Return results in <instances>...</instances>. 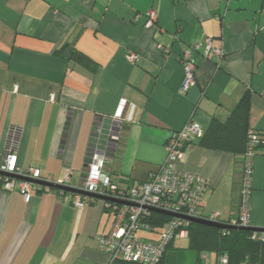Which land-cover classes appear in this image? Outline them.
Masks as SVG:
<instances>
[{"label": "crops", "instance_id": "1", "mask_svg": "<svg viewBox=\"0 0 264 264\" xmlns=\"http://www.w3.org/2000/svg\"><path fill=\"white\" fill-rule=\"evenodd\" d=\"M150 10L156 22L145 27ZM206 37L222 64L194 53L195 85L182 94L181 53ZM72 47L94 72L69 60ZM246 92L250 125L264 131V0H0V155L14 140L17 165L40 169L42 185L71 170L76 190L93 154L107 172L144 180L189 119L226 121ZM175 168L206 180L202 217L234 216L240 153L195 142ZM47 187L27 201L0 187V264H108L96 241L113 221L103 200L76 208L72 191ZM250 207L249 227L264 229V150L253 159ZM186 240L172 241L165 264H217L213 252L185 250Z\"/></svg>", "mask_w": 264, "mask_h": 264}, {"label": "built area", "instance_id": "2", "mask_svg": "<svg viewBox=\"0 0 264 264\" xmlns=\"http://www.w3.org/2000/svg\"><path fill=\"white\" fill-rule=\"evenodd\" d=\"M145 27H152L156 22V13L150 10L145 15ZM201 52L203 58L214 60L220 67L224 51L213 46L209 37L202 43H194L182 51L180 62L183 69V80L180 91L185 94L195 85L194 71L196 61L194 53ZM131 61L136 60L135 54H129ZM53 97V96H52ZM125 101L121 102L117 117L122 116ZM204 133V128L195 120L189 119L178 131L174 132L165 144V158L155 172L148 175L143 182H133L131 185L117 184L105 170L103 155L93 154L86 163L77 190L102 197L104 209L113 214L111 229L104 235L97 236V247L109 255V261L123 260L143 264H156L167 245L174 239L188 237V221L178 216H170L164 222L156 238L144 239L142 232H154L147 221L150 212L160 211L188 217H201L210 221L220 222L219 214L213 213L209 218L200 215L204 196L208 190L206 180L199 174L178 170L175 164L183 159L186 145L198 141ZM246 150L242 155V172L237 185V207L229 225L233 227H249L250 196L252 188L254 149L258 143V135L254 128L248 130ZM16 143L10 140L0 155V186L5 191L17 189L25 201L33 191H47V185H42L40 169L29 167L22 169L16 162ZM99 158V159H97ZM12 174L17 177H11ZM72 171L68 170L62 179L55 182L60 186H68ZM28 179L38 182H32ZM50 182V181H49ZM70 203L76 208H82L93 200V196L79 192L67 193ZM258 241L264 243V230L256 235ZM226 255L219 257L217 264H227ZM242 264H258L244 261Z\"/></svg>", "mask_w": 264, "mask_h": 264}, {"label": "trees", "instance_id": "3", "mask_svg": "<svg viewBox=\"0 0 264 264\" xmlns=\"http://www.w3.org/2000/svg\"><path fill=\"white\" fill-rule=\"evenodd\" d=\"M65 47L66 45L63 44L57 52L60 53L62 50L65 49ZM68 58L75 64L80 65L91 72H94L98 66L87 55L81 53L73 47L70 48L68 52ZM250 100V93L246 92L240 98L234 109L231 111L226 121H220L217 118H212L208 127L204 128V133L202 137L198 141H196V143H200L206 148L228 150L233 154L240 153L241 155H243L246 150L248 130L252 128L249 122L251 106ZM254 130L258 135L259 139L254 149L255 157L257 151L264 150V131L255 128ZM188 145L189 144H187L186 146ZM109 174L111 179L113 181H116L117 184L128 186L131 185L133 182L145 181L149 175L148 174L144 180L134 181L132 179H127L126 177L120 176L116 171H111L109 172ZM239 179L240 177H238L237 179L236 189ZM65 193H67V191ZM94 200L95 199L93 198L92 202ZM170 216L171 215L164 212L155 210L151 211L149 217L147 218V221L152 225L155 233L142 232L141 236L147 240H153L154 238H156V232L158 233V230H160L164 222L167 221ZM229 221L225 223L220 221L219 223H222L226 226H231L228 224ZM188 222V237L186 240V245L184 247L185 250L193 252L198 257L202 253L207 252L215 253L217 259H219V257L222 255H226L228 258L227 264H242L244 261L264 264V243L257 240L256 235H258V232L240 229L233 226L229 228L220 229L209 225L193 223L190 221ZM172 241L169 242L164 253L156 264H165V261L168 259L169 255L167 253V250L171 246ZM108 264L143 263L123 260H112L109 261Z\"/></svg>", "mask_w": 264, "mask_h": 264}, {"label": "water", "instance_id": "4", "mask_svg": "<svg viewBox=\"0 0 264 264\" xmlns=\"http://www.w3.org/2000/svg\"><path fill=\"white\" fill-rule=\"evenodd\" d=\"M0 174H5V173L0 172ZM6 175H9L11 177H17V176L12 175V174H6ZM28 180H30L32 182H38V181H35V180H31V179H28ZM46 185L54 187V188H59L61 190H65V191L79 192V193H82L84 195L94 196V195H92L90 193H86V192L81 191V190H77V189L75 190V189L68 188L67 186H60V185L53 184V183H47ZM97 197L103 199L100 196H97ZM167 214L172 215V216H178V217L184 218L187 221H190V222H193V223L209 225V226H213V227L220 228V229L231 227V226H226V225H224L222 223L210 221V220H207V219H204V218H201V217H188V216H184V215H176V214H171V213H167ZM236 228L245 229V230H249V231H253V232H260V231L264 230V229H254V228H251V227H236Z\"/></svg>", "mask_w": 264, "mask_h": 264}]
</instances>
